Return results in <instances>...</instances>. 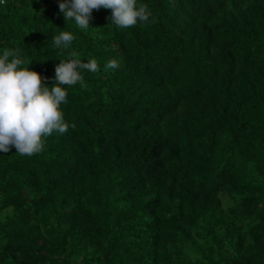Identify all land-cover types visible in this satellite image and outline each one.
Wrapping results in <instances>:
<instances>
[{
    "label": "trees",
    "instance_id": "obj_1",
    "mask_svg": "<svg viewBox=\"0 0 264 264\" xmlns=\"http://www.w3.org/2000/svg\"><path fill=\"white\" fill-rule=\"evenodd\" d=\"M60 2L0 3V54L47 86L73 51L99 64L66 133L0 152V264H264V0H138L148 23L87 30Z\"/></svg>",
    "mask_w": 264,
    "mask_h": 264
},
{
    "label": "clouds",
    "instance_id": "obj_2",
    "mask_svg": "<svg viewBox=\"0 0 264 264\" xmlns=\"http://www.w3.org/2000/svg\"><path fill=\"white\" fill-rule=\"evenodd\" d=\"M101 8L111 10V24L122 29L146 24L151 18L147 5L138 0H61L59 3L65 20L74 21L82 30L89 28L93 10ZM73 40L71 32L60 31L52 43L57 49H67ZM31 63L22 58L20 49L5 48L0 54V152L3 153L15 148L19 155L31 157L44 150L48 137L66 133L69 125L62 109L67 103L66 87L82 83L81 70L99 71L95 58L85 63L73 51L68 60H60L55 67V83L50 87L45 83L47 78L29 70ZM118 68L115 59L105 65L106 71Z\"/></svg>",
    "mask_w": 264,
    "mask_h": 264
},
{
    "label": "built area",
    "instance_id": "obj_3",
    "mask_svg": "<svg viewBox=\"0 0 264 264\" xmlns=\"http://www.w3.org/2000/svg\"><path fill=\"white\" fill-rule=\"evenodd\" d=\"M0 3H5V0H2V2H0Z\"/></svg>",
    "mask_w": 264,
    "mask_h": 264
}]
</instances>
